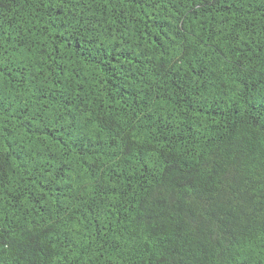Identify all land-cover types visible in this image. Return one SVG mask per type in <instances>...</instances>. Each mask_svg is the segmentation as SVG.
<instances>
[{
    "label": "trees",
    "instance_id": "obj_1",
    "mask_svg": "<svg viewBox=\"0 0 264 264\" xmlns=\"http://www.w3.org/2000/svg\"><path fill=\"white\" fill-rule=\"evenodd\" d=\"M0 264H264V0H0Z\"/></svg>",
    "mask_w": 264,
    "mask_h": 264
}]
</instances>
